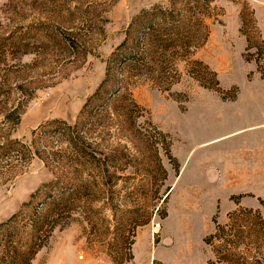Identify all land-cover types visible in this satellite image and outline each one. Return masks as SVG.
<instances>
[{
    "label": "rangeland",
    "instance_id": "obj_1",
    "mask_svg": "<svg viewBox=\"0 0 264 264\" xmlns=\"http://www.w3.org/2000/svg\"><path fill=\"white\" fill-rule=\"evenodd\" d=\"M175 1L190 54L138 72L113 53L141 11L170 0H0L1 134L30 143L46 122L73 125L101 85L112 92L93 134L110 178L52 212L31 264H264V0ZM16 107L18 124L2 125ZM7 164L0 224L43 185L69 187L36 157ZM31 208L48 207L40 195Z\"/></svg>",
    "mask_w": 264,
    "mask_h": 264
},
{
    "label": "trees",
    "instance_id": "obj_2",
    "mask_svg": "<svg viewBox=\"0 0 264 264\" xmlns=\"http://www.w3.org/2000/svg\"><path fill=\"white\" fill-rule=\"evenodd\" d=\"M203 1L202 4L205 5L209 0ZM181 12L182 9L176 7L175 0H170L168 8L156 6L141 11L128 26L124 40L113 53L112 62L119 66L134 67L138 72L142 70L155 72L157 71L155 67L160 66L168 50L172 51L173 59L185 58L186 54H190L188 53L190 45H193L190 42L192 32L188 29L190 25L186 24ZM192 25L197 29H205L200 20ZM205 37L206 34L201 40L204 41ZM138 45L142 46L141 50L138 49ZM176 48L180 51H176ZM108 76L110 77L109 73L107 80ZM110 93L111 89H104L101 85L86 101L73 125L60 120L46 122L32 133L30 143L13 140L10 133H0V161L8 163L7 165H24L36 157L43 160L46 166L59 168L60 176L69 177L70 181L69 187L60 184V178L43 185L31 196V201L23 205V211L0 224V264H31L35 255L44 246V239L50 230H47V227L55 225L54 218L51 219L54 216L52 212L64 213L75 207L81 190L91 189L90 181L110 178L108 160L106 157L103 158L93 138L94 118L99 107L110 103ZM20 115L21 109L16 107L3 114L1 124L13 127L18 124ZM49 139H57L59 146L56 151L41 145ZM84 175L87 177L86 180L82 178ZM40 195L48 207L44 213L37 208H31L32 199L35 200ZM26 212H30V215L27 216ZM18 216H27L26 229L29 230L25 241L19 235Z\"/></svg>",
    "mask_w": 264,
    "mask_h": 264
}]
</instances>
